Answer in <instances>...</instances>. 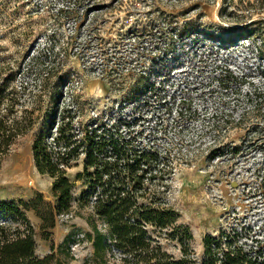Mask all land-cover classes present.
<instances>
[{
	"label": "rangeland",
	"instance_id": "374dc122",
	"mask_svg": "<svg viewBox=\"0 0 264 264\" xmlns=\"http://www.w3.org/2000/svg\"><path fill=\"white\" fill-rule=\"evenodd\" d=\"M220 6L221 0H0V83L17 90L19 114L34 106L38 116L0 160V201L40 195L56 205L53 180L37 170L32 144L44 131L53 146L65 118L73 128L114 132L167 157L165 198L176 223L190 230L197 256L207 234L226 232L264 258V46L228 26ZM83 161L66 171L74 183L71 209L56 216L47 239L42 220L23 209L44 264H98L87 238L92 206L77 201L86 189L77 176ZM0 222L11 218L0 214ZM152 234L178 255L177 242ZM106 243L107 263L121 264V252Z\"/></svg>",
	"mask_w": 264,
	"mask_h": 264
},
{
	"label": "trees",
	"instance_id": "16d2710c",
	"mask_svg": "<svg viewBox=\"0 0 264 264\" xmlns=\"http://www.w3.org/2000/svg\"><path fill=\"white\" fill-rule=\"evenodd\" d=\"M84 2L74 0V5ZM254 14L258 16L254 18ZM218 15L228 21V26L236 25L232 28L244 31L251 39L258 38L264 46V28L260 26L264 23V0H221ZM187 30L186 25L179 31ZM16 92L0 83V160L14 140L29 132L38 119L34 106L19 114L17 105L21 102ZM46 122L47 115L41 124L44 129L48 128ZM69 123L64 118L58 125L53 146L44 131L32 144L37 170L53 180L56 205L43 203L40 195L29 202L0 201V214L11 218V223L0 222V264L45 263L46 258L35 254V229L23 209H32L42 220V236L47 239L56 216L71 209L74 183L66 171L81 156L83 172L77 176L84 179L86 189L77 201L92 206V217L87 219L92 233H87V238L98 264H108L107 240L121 252V264H264L262 255L235 233L207 234L202 240L203 253L197 256L190 245V230L176 223L178 214L165 198L170 174L167 157L161 156L155 146L136 148L117 133L82 124L73 128ZM96 219L105 225L106 234L98 228ZM153 232L177 242L178 255L164 249Z\"/></svg>",
	"mask_w": 264,
	"mask_h": 264
}]
</instances>
